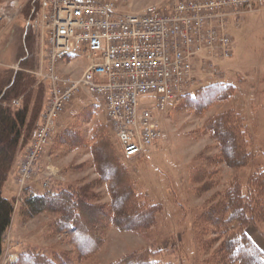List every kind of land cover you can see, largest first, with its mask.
<instances>
[{"label": "rangeland", "instance_id": "obj_1", "mask_svg": "<svg viewBox=\"0 0 264 264\" xmlns=\"http://www.w3.org/2000/svg\"><path fill=\"white\" fill-rule=\"evenodd\" d=\"M32 1L0 0V85L8 79L7 71L11 80L14 73L26 70L25 73L35 80V93L39 86H46L47 80H42L36 73L47 71V66L44 60L43 35L25 24L33 3L37 7L40 5V0ZM172 1L120 0L119 4L120 11L133 13L144 10L149 4ZM228 33L234 39L231 59L227 64L218 66L217 71L209 68L197 71L195 82L184 95L193 94L198 89L218 82L235 85V94L229 101L214 105L201 117L189 110L179 111L184 96L173 102L168 111L159 118L163 122V136L156 146L147 151L144 169L141 168V163L137 165V169L127 162L137 189L143 191L151 202L162 203L164 206V212L159 216L157 224L151 231L142 234L109 229L106 235L107 243L95 257L84 264H108L132 251L147 248L160 260L171 264H208L207 255L198 247L195 220L205 207L218 201L219 194L228 189L236 177H240L246 191V185L255 171L264 167V10L244 14L239 26H230ZM75 59L73 65L67 66L63 73L73 76L82 74L88 62L83 56H77ZM9 85L10 83L7 87ZM139 97L140 106H145L153 98L151 95ZM21 104L22 98L16 102V106ZM45 106L46 103L41 114ZM91 106H96V111L92 120L91 116L86 120L82 112ZM231 110L245 119L250 140L248 151L251 152L252 159L250 164L241 170L230 169L225 164L217 165L207 159L210 156H219L220 152L216 142L204 133V125L210 117ZM102 121L108 126V133L123 160L116 133L106 118L104 100L84 94H80L60 117L46 153L39 160L41 173L35 176L28 186H23L19 181L18 169L30 144L23 150L11 175L13 186L15 185L12 192V197H15V211L4 239V254L0 264H17L19 251L27 247H37L48 253L54 249L72 251L62 236H49L50 217L40 215L27 221L22 219L19 214L21 198L27 188L31 192L35 182L40 185L42 193L50 188L54 181L58 182L54 188L57 190L62 185L80 184L84 180L96 178L94 170L89 168L79 172L71 170V166L76 168L91 158L82 150L67 151L59 146L57 135L69 127H75L89 138L95 123ZM195 167L215 172L211 175L215 183L211 190L197 191L199 186L191 179V172ZM54 173L56 177H50L52 183L48 188H44L43 181ZM100 192L103 194L102 201H108V193L104 189H100ZM248 232L264 250V235L261 229L251 226Z\"/></svg>", "mask_w": 264, "mask_h": 264}, {"label": "trees", "instance_id": "obj_2", "mask_svg": "<svg viewBox=\"0 0 264 264\" xmlns=\"http://www.w3.org/2000/svg\"><path fill=\"white\" fill-rule=\"evenodd\" d=\"M25 71L14 73L11 80L7 71L8 79L3 82L6 85H0V259L15 211V197H7L5 191L19 156L34 138L49 91L45 82L46 86H39L34 93L35 80ZM10 74L13 76L12 71ZM235 90L232 83L207 85L184 95L179 111L189 110L201 117L214 105L229 101ZM21 98V106H16ZM95 109L96 106L85 109L83 117L88 120L91 116L92 120ZM203 129L220 152L217 157L207 158L209 162L225 164L233 170L245 169L250 164L252 154L248 151L250 140L245 119L235 111L210 117ZM108 130L102 121L95 123L89 138L75 127L57 135L59 146L67 151L82 150L91 158L76 168L71 166V170L89 168L94 170L96 178L62 185L57 190L51 186L42 193L26 189L19 208L22 219L50 217L49 236H62L72 251L54 249L48 253L27 247L19 251L17 264H84L107 243L109 229L142 234L155 227L164 206L151 202L137 189L128 163L123 154V160L119 156ZM214 173L203 167L193 168L191 179L199 186L198 192L211 190L215 185L211 176ZM246 186L245 191L240 177H236L219 194L218 201L205 207L195 220L198 247L207 255L208 264H264V250L248 232L254 226L264 235V167L255 171ZM100 189L108 193V201H102ZM108 264L171 263L160 260L147 248L132 251Z\"/></svg>", "mask_w": 264, "mask_h": 264}, {"label": "built area", "instance_id": "obj_3", "mask_svg": "<svg viewBox=\"0 0 264 264\" xmlns=\"http://www.w3.org/2000/svg\"><path fill=\"white\" fill-rule=\"evenodd\" d=\"M119 3L40 0L38 7L33 3L25 24L45 40L47 71L36 74L47 80L49 91L18 169L23 186L40 175L39 160L58 120L80 94L104 100L123 156L144 169L147 151L163 136L161 114L189 92L197 71H217L231 59L234 39L229 27H238L244 14L264 10V0H173L133 13L120 11ZM77 56L88 62L82 74L63 73L60 67ZM148 95L153 98L140 106L139 96ZM54 176L45 178L44 188Z\"/></svg>", "mask_w": 264, "mask_h": 264}, {"label": "crops", "instance_id": "obj_4", "mask_svg": "<svg viewBox=\"0 0 264 264\" xmlns=\"http://www.w3.org/2000/svg\"><path fill=\"white\" fill-rule=\"evenodd\" d=\"M27 29V28H26ZM13 31H14V29H13ZM74 61H72V62H70V64H67V63H65V65L62 67H60L62 70H65L66 69V67L68 66H71V65H73L72 63H73ZM59 121V120H58ZM58 124V123H57ZM43 161V160H42ZM13 181L11 180L10 181V183H8V185H7V188H6V191H5V195L7 196V197H9V198H11L12 197V192H13V189H15V185L13 186V184H14V182L12 183ZM52 183V182H51ZM50 183V184H51ZM56 183H58V182H56V181H54L51 185L52 186H56ZM31 191H33V192H38V193H40L41 192V187H40V185H38L36 182L34 183V186H32V188L30 189Z\"/></svg>", "mask_w": 264, "mask_h": 264}, {"label": "bare ground", "instance_id": "obj_5", "mask_svg": "<svg viewBox=\"0 0 264 264\" xmlns=\"http://www.w3.org/2000/svg\"><path fill=\"white\" fill-rule=\"evenodd\" d=\"M80 57V56H79ZM63 67V66H62ZM47 102V101H46ZM102 102V101H101ZM163 123V122H162ZM152 149V148H151Z\"/></svg>", "mask_w": 264, "mask_h": 264}]
</instances>
